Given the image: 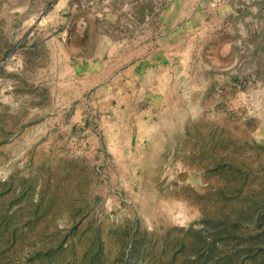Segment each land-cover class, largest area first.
<instances>
[{
	"label": "rangeland",
	"instance_id": "rangeland-1",
	"mask_svg": "<svg viewBox=\"0 0 264 264\" xmlns=\"http://www.w3.org/2000/svg\"><path fill=\"white\" fill-rule=\"evenodd\" d=\"M101 3L0 0V264H264L262 3L217 79L135 94L70 63Z\"/></svg>",
	"mask_w": 264,
	"mask_h": 264
},
{
	"label": "crops",
	"instance_id": "crops-1",
	"mask_svg": "<svg viewBox=\"0 0 264 264\" xmlns=\"http://www.w3.org/2000/svg\"><path fill=\"white\" fill-rule=\"evenodd\" d=\"M100 1L76 22L70 63L74 70L87 71L90 85L104 80L105 86L128 88L131 94L139 86L183 85L189 70L207 72L208 81L217 79L214 71L219 55L229 54L220 52L228 40L262 29L253 16L264 0Z\"/></svg>",
	"mask_w": 264,
	"mask_h": 264
},
{
	"label": "bare ground",
	"instance_id": "bare-ground-1",
	"mask_svg": "<svg viewBox=\"0 0 264 264\" xmlns=\"http://www.w3.org/2000/svg\"><path fill=\"white\" fill-rule=\"evenodd\" d=\"M136 106V105H135ZM136 109V108H135ZM138 109V108H137ZM181 143V142H180ZM172 149V148H171ZM65 163V162H64ZM160 167V166H159ZM105 191V190H104Z\"/></svg>",
	"mask_w": 264,
	"mask_h": 264
}]
</instances>
